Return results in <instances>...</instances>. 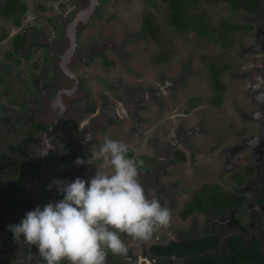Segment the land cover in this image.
I'll use <instances>...</instances> for the list:
<instances>
[{"label":"flooded vegetation","instance_id":"af4514ba","mask_svg":"<svg viewBox=\"0 0 264 264\" xmlns=\"http://www.w3.org/2000/svg\"><path fill=\"white\" fill-rule=\"evenodd\" d=\"M83 2L64 12L43 7L42 12L51 9L46 21L28 17L9 48L2 43L7 32L0 35V264H46L35 245L13 238L8 225L37 205L61 199L55 185L48 187L53 180H87L96 165L102 168V160L90 164L87 159L90 145L102 143L105 136L125 142L131 156L143 161L138 179L146 197L157 198L171 213L169 225L147 240L121 234L126 252L108 251L106 264H211L234 251L256 254L251 264H264L262 20L254 29L226 26L230 35L247 30L254 41L238 42L232 65L217 66L206 58L210 87L201 75L194 80L192 60L176 72L177 60L162 50L165 44L158 43L143 20L133 30L132 7L118 11L117 4L108 14L103 0ZM242 8L251 14L262 11ZM204 22L205 17L203 25L194 27L208 38ZM39 24L41 31L34 27ZM92 26L110 34L79 40L84 28ZM146 29L157 47L151 55ZM119 33L122 41L115 37ZM17 36L23 45L17 46ZM134 50L137 62L131 67L138 75L129 73L124 59ZM144 66L149 76L142 72ZM222 72L228 81H221ZM211 112L217 116L212 125ZM88 135L93 139L85 143ZM77 157L85 163L75 164Z\"/></svg>","mask_w":264,"mask_h":264},{"label":"clouds","instance_id":"9594fccd","mask_svg":"<svg viewBox=\"0 0 264 264\" xmlns=\"http://www.w3.org/2000/svg\"><path fill=\"white\" fill-rule=\"evenodd\" d=\"M92 139L88 135L84 142ZM89 152L87 162L102 160V168L95 164L87 180H53L48 187L55 185L62 198L37 205L8 225L13 238L35 245L46 264H106L108 251L126 252L121 234L143 241L170 223V210L146 197L138 179L143 161L128 155L125 142L105 136ZM74 163L85 160L77 157Z\"/></svg>","mask_w":264,"mask_h":264},{"label":"rangeland","instance_id":"374dc122","mask_svg":"<svg viewBox=\"0 0 264 264\" xmlns=\"http://www.w3.org/2000/svg\"><path fill=\"white\" fill-rule=\"evenodd\" d=\"M6 0H0V8H3L5 5ZM82 5L85 4L83 0H24V4L27 5V11L23 14V18L21 21V25H16L14 22L13 14H10L8 16H2L0 15V35L7 32L6 40L2 43L5 44V47H10L12 35L20 30L23 26H26V22L29 21V19L32 20L37 18L38 15L40 17V20L46 21V15H49L51 11L47 9V11L42 12L43 7H50L56 6L58 11H66V9H70L72 5ZM103 4L105 7V12L110 14L112 10H115L114 8L117 7V4L119 7L116 9L118 11H126L128 8L132 7L133 15L129 17V21L132 24L133 30H138L140 27L139 25L142 24V22L145 24L147 21V17L151 20L152 23L155 26V28H158L155 30V35H157L158 43L161 41V44H165L162 48V50H166L165 53H168L169 58H172V60L176 61V72L183 70L186 68V61H191V66L195 71H193V75L196 77L194 80H198L201 77H203V85H206L207 82L210 87L213 85V81L210 79V75L212 72L209 70V65H207V61L211 60L214 61L217 66L223 65V63H227L229 65L233 64V56L236 54V51H238V42H243L245 45L249 42H253V36L250 35V33L247 32V30H240L238 32H234L231 35L227 33V35H230L229 38L226 37V41L232 40V45L229 46L228 44H223L222 35L224 32H226L225 28L227 24H235L238 23L240 25H251L254 29L257 24V20L261 19L262 23L264 25V13L262 12L264 10V2L262 3L263 9L261 11V14H251L247 12L244 8L236 10L232 8L227 2L222 0H196V2L191 3L187 9V19L192 22L196 19V17L199 15H205V25L209 29L210 35L207 38V36H202L201 33L198 32L196 27H191L187 30L185 33H181L173 29L171 24L168 22V16H169V8L168 3L165 0H103ZM140 4L139 9L136 8V6ZM132 5H136L135 8ZM58 11L53 10V14H57ZM24 10L22 11V13ZM147 12L151 13L154 12V16H147ZM147 13V14H146ZM126 15V14H124ZM143 16V17H142ZM29 17V19H27ZM143 20V21H142ZM57 21V18H56ZM99 23V22H98ZM100 23H103L100 21ZM105 24H110L109 22L105 21ZM45 26H53V24L50 23H44ZM110 25L113 26L111 23ZM64 26V25H63ZM120 26V25H119ZM37 31L42 30V25H35L34 26ZM118 27V26H117ZM122 31L126 29V25L121 26ZM34 28V29H35ZM84 28V32L86 34H82L79 37V40L82 39H90L95 37L96 35H108L110 33L104 34L105 30H101L99 26L95 27L92 26L90 29ZM119 29V28H117ZM17 30V31H16ZM120 30V29H119ZM116 31V30H115ZM145 31V30H144ZM147 31V29H146ZM145 33L147 34L146 40L148 43H151V50L149 51V54H153L155 49L157 48L153 41L150 40L151 32L147 31ZM254 31V30H253ZM116 33V32H113ZM51 35V32L49 36ZM122 33H119V37L117 34L115 37L117 39H121ZM153 38V37H152ZM100 39V38H98ZM122 41V39H121ZM158 46V45H157ZM131 46L128 44L127 48H130ZM172 52V53H171ZM226 52H229L232 57L226 58ZM36 48H31V54L36 56ZM137 51L134 50L133 53L126 55L124 59L128 61L130 64V70L129 71H123V74L126 73H133L137 74L138 72L136 69L131 67V65H135L134 62H137ZM130 56V57H129ZM199 56H201L202 60L199 59ZM39 57V56H38ZM150 58V57H149ZM207 58V61H206ZM235 62H239V59L235 56L234 57ZM181 61V62H180ZM140 63V59L138 60ZM148 62V60L146 61ZM137 64V63H136ZM181 69H180V68ZM138 68H140V64H138ZM139 71V70H138ZM142 72L145 75L149 76V72L146 66L142 68ZM227 77V78H226ZM228 76L226 75V72L221 73V81H225ZM227 86V83H226ZM97 88V86H96ZM98 90V88L96 89ZM210 114L213 115V117H209L208 122H210V125H212L213 122L217 121V116L213 112ZM233 116V115H232ZM207 122V124H208Z\"/></svg>","mask_w":264,"mask_h":264},{"label":"trees","instance_id":"16d2710c","mask_svg":"<svg viewBox=\"0 0 264 264\" xmlns=\"http://www.w3.org/2000/svg\"><path fill=\"white\" fill-rule=\"evenodd\" d=\"M168 3V8H169V16H168V22L171 24V26L173 27V29H175L178 32L181 33H185L187 32L188 29H190L191 27L197 26V24H201V22L203 21V17H205V15H198L196 17L195 20H193L192 22H190L187 19V13H186V9L187 7L191 4L196 2V0H165ZM225 1L229 4H231L233 7L235 8H242L245 7L246 9L250 10L251 12H256L259 10H262V3L264 2V0H222ZM5 5L3 8H0V15L2 16H8L10 14H13L14 17V22L19 24L24 12L22 13L23 10L26 9V5L24 4V0H6L5 1ZM10 2V3H9ZM140 5V4H138ZM154 17V15H153ZM145 27H147L150 30H157L158 28H155V26L152 23V19L150 20L147 17V21L144 24ZM203 25V24H201ZM230 24H227L226 26L228 27ZM238 27V25H231L227 28V30L229 29H236ZM199 29L201 30L202 28L199 26ZM226 30V31H227ZM227 33L224 32L222 37L225 38L227 37ZM23 37V36H22ZM15 43L17 44V46L22 45L23 44V40L20 39L18 36L14 38ZM217 68V67H215ZM216 74V72H215ZM215 82L214 85L215 87H218L219 81L217 80V78H215ZM222 84V83H221ZM129 156L132 155V151L130 150L129 152ZM249 253V254H248ZM256 254L251 255L250 252H245V253H241L238 251H234L230 257L228 258H221L218 260H215L214 263L211 264H243V263H249L251 264V259L255 258ZM197 264H209L207 262H201L199 263V261L197 262Z\"/></svg>","mask_w":264,"mask_h":264},{"label":"water","instance_id":"95a60500","mask_svg":"<svg viewBox=\"0 0 264 264\" xmlns=\"http://www.w3.org/2000/svg\"><path fill=\"white\" fill-rule=\"evenodd\" d=\"M97 2V0H93V3L95 4Z\"/></svg>","mask_w":264,"mask_h":264},{"label":"bare ground","instance_id":"6f19581e","mask_svg":"<svg viewBox=\"0 0 264 264\" xmlns=\"http://www.w3.org/2000/svg\"><path fill=\"white\" fill-rule=\"evenodd\" d=\"M255 1V0H254ZM10 3V2H9ZM199 15V14H198ZM233 26V25H232ZM229 27V26H228ZM35 36V35H34ZM24 41V40H23ZM23 45V44H22ZM12 57V56H11ZM218 240V239H217Z\"/></svg>","mask_w":264,"mask_h":264}]
</instances>
